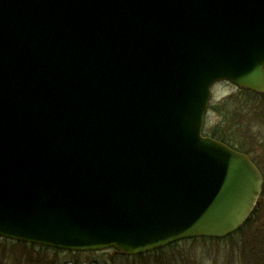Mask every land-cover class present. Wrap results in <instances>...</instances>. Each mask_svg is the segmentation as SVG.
Returning <instances> with one entry per match:
<instances>
[{"label": "water", "instance_id": "water-1", "mask_svg": "<svg viewBox=\"0 0 264 264\" xmlns=\"http://www.w3.org/2000/svg\"><path fill=\"white\" fill-rule=\"evenodd\" d=\"M264 94V0H0V236L136 256L225 238L264 178L204 135Z\"/></svg>", "mask_w": 264, "mask_h": 264}, {"label": "rangeland", "instance_id": "rangeland-1", "mask_svg": "<svg viewBox=\"0 0 264 264\" xmlns=\"http://www.w3.org/2000/svg\"><path fill=\"white\" fill-rule=\"evenodd\" d=\"M239 90V87L229 81H220L212 86L203 132L212 136L214 131L218 130L221 132L218 135L225 136V139L236 148L250 152L264 169V102L251 101L250 97L241 95ZM260 210V216L264 220V201ZM231 244L206 241L183 245L180 250L181 253L190 256V261L193 257L198 264H237ZM70 252L52 250L43 253L33 252L29 246H17L0 239V264H110L107 259L109 254L113 253L110 249L105 252L100 250L77 255ZM157 263L156 258H146L138 263L122 258H117L116 261V264ZM242 264L253 263L248 259H242Z\"/></svg>", "mask_w": 264, "mask_h": 264}, {"label": "trees", "instance_id": "trees-1", "mask_svg": "<svg viewBox=\"0 0 264 264\" xmlns=\"http://www.w3.org/2000/svg\"><path fill=\"white\" fill-rule=\"evenodd\" d=\"M240 94L245 95L247 97H250L251 101L255 102H264V94H257L253 91L246 90V89H240ZM254 107L258 108L256 105ZM220 131H222L220 129ZM219 132L214 131V134H212V137L230 145L233 148H236L234 145L229 143L226 139L225 136H220L218 135ZM238 149V148H236ZM238 150L246 152L252 160L258 165L260 168L263 177H264V169L262 166L251 156L250 152L244 151L242 148H239ZM264 186L262 190V194L260 196V199L250 215V217L247 219V221L243 224V226L237 231L232 233L231 235L225 237V238H206V237H201V238H192V239H185L181 240L178 242H175L173 244H170L168 246H165L163 248H159L157 250H153L150 252H147L145 254H140L136 256H123L120 255L119 253L115 252L114 250L113 253L110 255L107 261H110V264H116L117 258H122L124 260H133L134 262L138 263L139 261H144L146 258H156L158 263L157 264H198L196 260L192 259L190 261V256L185 255V253H181L180 248L183 247V245L187 244H197L200 242H206V241H211V242H217V243H227L231 242L232 244V251L234 253V256L237 259V264H242V259L249 260L253 264H264V220L260 216V208L261 204L264 201ZM7 243H14L17 246H29V248H32L33 252H41L43 251H57V252H69L61 249H54L46 246H41L37 244H31V243H26V242H21V241H16V240H10L7 238H2ZM230 245V246H231ZM107 250H103L105 252ZM177 252L176 255H170L171 253ZM73 253V252H70ZM81 253H94L93 251L89 252H74L73 254H81ZM170 255V256H169ZM108 263V262H107Z\"/></svg>", "mask_w": 264, "mask_h": 264}]
</instances>
